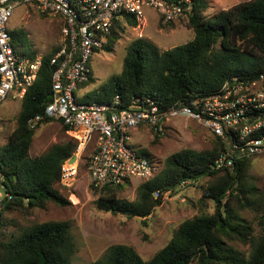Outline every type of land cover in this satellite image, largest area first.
<instances>
[{"label":"trees","instance_id":"16d2710c","mask_svg":"<svg viewBox=\"0 0 264 264\" xmlns=\"http://www.w3.org/2000/svg\"><path fill=\"white\" fill-rule=\"evenodd\" d=\"M207 6L206 0H192L186 20L193 38L185 43L160 50L144 38L133 40L127 46L121 71L95 90L96 101L109 102L120 95L126 104L132 96L148 95L162 105L190 102L195 95L217 92L232 76L248 82L262 76L260 89L264 91V0H248L210 16L205 14ZM137 24L131 14L116 16L106 42L97 52H110L125 26ZM9 34L12 45L17 41L27 48L23 55L35 57V52L28 48L26 35L15 36L10 31ZM56 49L57 46L43 55L37 77L21 99L16 125L0 145V189L9 195L2 200V212L27 213L32 208H45L48 202L69 204L57 185L61 165L73 154L75 141L69 138L40 155L29 156L36 128H30L27 121L42 113L50 100L49 59ZM92 79L91 73L80 87ZM48 121L52 120L43 122ZM61 126L65 132L66 127ZM154 134L158 137V133ZM223 148L222 138L214 136L211 148L170 154L162 169L140 182L132 201L118 197L122 185L101 191L89 186L98 194V209L129 218H145L163 203L164 195L177 193L181 182H194L201 177L209 179L201 199L214 204L212 213L201 212L181 222L169 241L148 260H143L131 246L112 244L89 264H264V232L254 236L242 214L252 203L248 195L256 194L255 186L246 185L254 156L236 159L232 170L213 169L211 163ZM140 152L151 155L146 149ZM260 221L264 226V213ZM9 224L15 226L14 220L0 221V264H72L77 245L68 220L19 224L8 231ZM233 242L248 244L249 252H242Z\"/></svg>","mask_w":264,"mask_h":264},{"label":"built area","instance_id":"2783aa9c","mask_svg":"<svg viewBox=\"0 0 264 264\" xmlns=\"http://www.w3.org/2000/svg\"><path fill=\"white\" fill-rule=\"evenodd\" d=\"M20 5L33 6L40 14L62 21L57 49L49 59L50 100L42 113L27 121L30 128L46 119L58 121L75 141V163L69 161L71 155L61 165L62 185H72L80 155L89 143L92 150L85 164L92 189L101 191L149 179L159 171V162L135 150L130 133L140 127L161 133L174 116L192 118L222 138L224 148L211 163L213 169L232 170L236 159L264 154L262 76L250 82L232 76L215 93L195 95L190 102L171 105H162L148 95L132 96L126 104L120 95L109 102L76 99L84 88L80 85L91 76V57L106 42L116 16L131 14L141 24L146 20L145 10L153 9L167 24L186 18L191 13L192 0H0V104L12 89L13 98L21 100L43 61L41 54L30 59L11 43L7 26ZM5 196L9 195L0 191V212Z\"/></svg>","mask_w":264,"mask_h":264},{"label":"rangeland","instance_id":"374dc122","mask_svg":"<svg viewBox=\"0 0 264 264\" xmlns=\"http://www.w3.org/2000/svg\"><path fill=\"white\" fill-rule=\"evenodd\" d=\"M207 16L219 10H227L234 5L248 0H206ZM146 20L136 26H125L110 52L99 51L92 55L90 68L92 82L86 85L76 99L81 102L96 101L98 95L94 92L111 75L118 74L122 69L123 58L127 46L136 38H144L153 42L160 50L172 48L193 38V31L187 25V20L180 17L164 24L153 9L145 10ZM62 21L59 17L40 14L33 6L20 5L8 22V30L17 35H26L28 48L35 55L50 53L59 41ZM20 52L27 51L17 41L13 44ZM259 87V84H257ZM15 89L10 90L0 104V145L7 140L11 129L16 125L20 110V99L13 98ZM155 132L148 128H137L131 133V146L142 151L146 149L159 162V170L163 161L172 153L182 150L201 151L212 147L214 135L208 128L192 118L174 116L165 124L156 137ZM71 138L64 132L60 122H42L34 131L29 156L35 157L47 151L53 144H61ZM92 150L89 143L82 151L77 175L72 185L59 183V191L67 198L69 204L59 206L48 202L45 208H32L27 213L16 210L0 212V221L11 222L7 230H14L17 225H27L32 222L49 220H68L71 233L77 245L72 264H89L99 258L104 250L112 244L131 246L143 260L150 259L154 253L163 247L172 237L174 230L181 222L192 218L201 212L212 213L214 204L206 198L201 199L208 177H201L194 182L186 183L174 195L166 194L163 203L156 207L145 218L126 217L112 214L97 208L95 200L98 194L88 186L86 159ZM75 163L74 161L72 164ZM138 180L122 185L117 191L119 198L132 201L136 197ZM246 185L255 186V195L250 196L251 205L242 214L251 225L253 235L264 232L260 221L264 213V154L251 158L247 171ZM4 193L3 188L0 189ZM239 250L249 252V245L233 242ZM192 264H197L193 262Z\"/></svg>","mask_w":264,"mask_h":264},{"label":"water","instance_id":"95a60500","mask_svg":"<svg viewBox=\"0 0 264 264\" xmlns=\"http://www.w3.org/2000/svg\"><path fill=\"white\" fill-rule=\"evenodd\" d=\"M75 159H76V156L75 155H72L69 161L70 162H73V161H75Z\"/></svg>","mask_w":264,"mask_h":264}]
</instances>
